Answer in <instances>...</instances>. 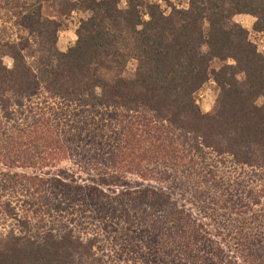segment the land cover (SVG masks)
Masks as SVG:
<instances>
[{
	"label": "trees",
	"instance_id": "obj_1",
	"mask_svg": "<svg viewBox=\"0 0 264 264\" xmlns=\"http://www.w3.org/2000/svg\"><path fill=\"white\" fill-rule=\"evenodd\" d=\"M91 1V28L58 54L54 78L32 61L46 39L57 43L61 22L39 39L40 14L28 12L24 34H0V160L27 169L37 159L71 156L84 171L100 166L92 182L75 173L4 174L0 264H124L125 253L140 247L146 254L128 262L264 264V215L255 216L251 237L243 223L250 207L261 206L252 189L212 206L238 223L228 229L244 232L233 248L212 239L203 224L191 225L195 219L171 190L195 184L198 199L209 197L200 192L219 181L212 156L230 157L238 171L264 167V105L256 106L264 98V56L234 22L251 16L253 32L264 33V0H188V9L169 5L168 14L144 0ZM210 81L218 95L202 114L194 95ZM104 235L112 237V253Z\"/></svg>",
	"mask_w": 264,
	"mask_h": 264
},
{
	"label": "rangeland",
	"instance_id": "obj_2",
	"mask_svg": "<svg viewBox=\"0 0 264 264\" xmlns=\"http://www.w3.org/2000/svg\"><path fill=\"white\" fill-rule=\"evenodd\" d=\"M146 3H157L161 6V9L168 14L170 12L169 5H173L178 9H188V0H144ZM125 3L122 2L120 7L123 9ZM37 11L40 14V30L35 35L36 38H43L46 36V30L54 26L55 21L61 22V28L57 34V43L53 44L50 40L46 39V42L42 48V52L38 57L33 59L32 62L41 65L47 72L50 78H54L58 75L60 69V59L58 54L65 53L68 48L72 47L79 33L86 34V31L91 28V21L94 19V16L97 12V6L93 5L91 0H0V34L2 36H7L15 40L18 36L23 33L24 24L23 18L28 14V12ZM240 16H245L244 18ZM234 18V22L240 25L243 29L247 30L249 33V40L257 48L258 53L264 56V33H254L250 22L255 19L251 16L240 15ZM254 25V24H253ZM206 51V48H204ZM4 64L11 68L12 59L4 58ZM228 64H233L232 61H229ZM220 64L215 63L213 65L214 69H219ZM137 68V62L131 60L126 69L129 73H134ZM218 95L217 86L213 81L207 83L203 88H201L194 95L196 106L200 109L202 114H208L214 107ZM264 105V98H259L256 101L257 107H262ZM214 167H217V172L219 173L218 182L214 186L205 187L200 193L203 192L209 196L207 198L198 199L196 196L199 193H194L195 184H188V187L181 186H172L171 190L174 196V199L179 202V204L185 207L190 212V215L195 219L196 223L192 220H189L191 225L203 224L205 228L211 233L212 239H215L220 243L221 246L232 247L236 244L237 239L241 236V230L236 229V223L231 221H226L222 213L224 209H221L220 206L212 208L213 204H216L220 199L225 200L230 192L237 196H240L243 199L244 193L247 190L252 189L253 193L249 194L252 199H259L261 206L250 207L251 215L247 217L246 223L247 232L251 236L255 235L258 231V218L255 221V216L264 215V167L258 169H247L242 168L240 171L232 164L231 158L226 156H212ZM12 159V158H11ZM11 159L8 162L5 158L0 160V178L8 172L16 173L19 175L25 174L26 176L34 177L38 176H59L60 173H65L70 175L72 173L77 174L83 180L92 182L93 178H97L100 174V166L91 168L89 171H84L73 158L69 156L67 159L56 160L54 157L50 161L41 162L36 160V167L31 168H22V165H16L11 167ZM198 158L195 162L198 166ZM116 167H113L115 169ZM199 168V167H198ZM177 173H180L179 169ZM188 172L185 174V176ZM2 180V179H0ZM193 180V179H192ZM241 181L239 184L240 187H236L234 184H229V181ZM127 181L131 183H141L142 179L137 178L136 176H127ZM194 183V181H192ZM150 185L159 186L156 182L151 181ZM164 188H169L164 186ZM189 190V191H187ZM237 191V194L235 193ZM229 193V194H228ZM247 194V193H246ZM238 200V199H237ZM215 202V203H214ZM248 206H251L252 201L246 202ZM237 209L242 208L245 205L236 203ZM236 209V208H235ZM243 209H240V211ZM239 211V210H238ZM231 212H234L232 210ZM260 212V213H259ZM233 219V218H232ZM242 221V220H241ZM228 223L235 225L234 228L228 229ZM229 224V225H230ZM224 226V227H223ZM3 228V227H2ZM86 229L88 227H85ZM227 230H231L232 233L228 234ZM37 232V231H36ZM40 234L42 230L38 231ZM209 233V234H210ZM219 233V235H217ZM246 234V233H245ZM105 242V249L107 253H112L106 245V241L109 240L108 236L102 237ZM121 246V244L119 245ZM242 248L248 247L241 246ZM139 248V247H138ZM138 251H131L133 255L125 253L124 261L128 264L129 262L133 264L135 261L131 260L128 262V258L132 257H142V254H146L147 251L144 247H140ZM170 247H167L166 250H170ZM99 251V249H98ZM169 258V257H166ZM179 258V257H178ZM180 259V258H179ZM181 260V259H180Z\"/></svg>",
	"mask_w": 264,
	"mask_h": 264
},
{
	"label": "crops",
	"instance_id": "obj_3",
	"mask_svg": "<svg viewBox=\"0 0 264 264\" xmlns=\"http://www.w3.org/2000/svg\"><path fill=\"white\" fill-rule=\"evenodd\" d=\"M240 17H241V18H242V17L244 18L245 16H240ZM250 23H251V25L253 26V24H254V21H252V22H250Z\"/></svg>",
	"mask_w": 264,
	"mask_h": 264
}]
</instances>
